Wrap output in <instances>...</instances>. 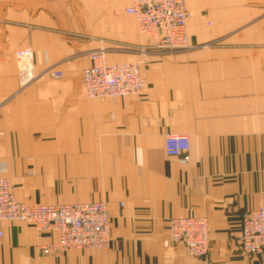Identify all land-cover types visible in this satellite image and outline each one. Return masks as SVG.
<instances>
[{
  "label": "crops",
  "instance_id": "crops-1",
  "mask_svg": "<svg viewBox=\"0 0 264 264\" xmlns=\"http://www.w3.org/2000/svg\"><path fill=\"white\" fill-rule=\"evenodd\" d=\"M129 1L0 0V173L21 202L105 201L110 214L106 246L46 255L56 231L0 221V264H264L238 242L243 214L264 207V0H185L183 50L141 33ZM27 48L37 76L22 87ZM99 48L141 62L140 94L86 96ZM167 135L189 137L188 163L166 154ZM186 215L208 219L206 256L168 238Z\"/></svg>",
  "mask_w": 264,
  "mask_h": 264
},
{
  "label": "built area",
  "instance_id": "built-area-1",
  "mask_svg": "<svg viewBox=\"0 0 264 264\" xmlns=\"http://www.w3.org/2000/svg\"><path fill=\"white\" fill-rule=\"evenodd\" d=\"M126 13L135 18L138 29L148 37L157 38V47L183 50L190 47L186 21L191 15L185 0H130ZM17 75L22 87L36 78L33 52H15ZM90 63L82 70V83L89 98L123 97L140 94L146 81L140 61L109 63L103 48L88 53ZM147 59V57H145ZM46 74L58 79L62 71L48 68ZM166 154L188 163L190 139L186 135H167ZM6 167H1L0 172ZM0 221H23L36 230H54L57 240L41 245L43 254L67 249H97L107 245L110 238V214L105 201L59 202L28 204L17 199L14 186L0 173ZM168 238L180 243L185 254L206 256L209 249L208 219L186 215L168 221ZM1 235V232H0ZM238 242L244 255L264 251V207L247 210L241 219Z\"/></svg>",
  "mask_w": 264,
  "mask_h": 264
}]
</instances>
